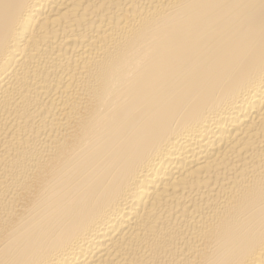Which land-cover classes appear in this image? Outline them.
<instances>
[{
  "label": "bare ground",
  "instance_id": "obj_1",
  "mask_svg": "<svg viewBox=\"0 0 264 264\" xmlns=\"http://www.w3.org/2000/svg\"><path fill=\"white\" fill-rule=\"evenodd\" d=\"M0 264H264V0H0Z\"/></svg>",
  "mask_w": 264,
  "mask_h": 264
}]
</instances>
